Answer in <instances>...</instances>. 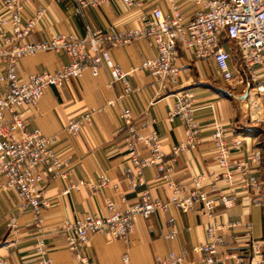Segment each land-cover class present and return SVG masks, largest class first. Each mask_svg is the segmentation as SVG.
Wrapping results in <instances>:
<instances>
[{
	"label": "crops",
	"instance_id": "crops-1",
	"mask_svg": "<svg viewBox=\"0 0 264 264\" xmlns=\"http://www.w3.org/2000/svg\"><path fill=\"white\" fill-rule=\"evenodd\" d=\"M144 1L147 7L156 2L169 11L164 0ZM3 3L0 0V23L5 16ZM76 6L77 0H24L23 24L42 8L45 14L20 43L40 42L61 35L79 38L87 35V27L104 34L124 32L140 24L143 11V7L127 5L123 0H107L99 6L86 7L84 15L76 13ZM190 7L185 6L188 13L192 11ZM5 28L7 36L11 33L10 26ZM107 44L111 46L109 41ZM225 46L232 53L231 66L238 76L241 64L238 49L234 42H227ZM110 51L113 66L131 70L128 92L120 82L108 83L107 69L102 68L98 75L87 70L79 78L70 76L49 87L38 108L27 104L19 109L27 129L52 137L54 153L64 161L69 174L66 178L44 175L43 198L48 203L38 211L17 189L4 188L0 181V259L5 264H34L41 259L48 260L49 264H79L75 256L79 252L88 255L91 264H123L122 255L128 252L133 264H161L160 260L173 251L183 257L182 264H236V257L241 259L240 264H252L255 241L264 264V184L257 190L245 191L238 186V181L227 182L219 168L212 138L216 123L230 130L229 139L237 135L245 137L243 149L232 156V165L247 157V149L263 148L262 125L254 121L253 126L244 115L245 86L217 78L212 59H194L182 51L176 59L177 83L164 86L149 70L140 67L145 59L157 55L148 41L141 39ZM71 62L70 56L61 49L40 52L19 61L18 75L28 78ZM6 90L7 86L0 82V94ZM186 90L196 96L192 118L199 127L198 141L174 153V146L187 143L188 125L180 117L170 120L169 116L176 107L177 95ZM89 112L92 114L89 125L78 132L65 128ZM123 113L129 114V123L123 119ZM11 119L12 114L6 112L3 123L9 127L10 139L19 140L22 132L12 126ZM135 133L158 135L163 152L159 162L164 165L163 169L157 164L140 172L134 169L127 143ZM137 151L142 159L154 153L152 146L145 142L138 143ZM260 170L264 181V162ZM168 171L170 175L166 178ZM199 176L209 195L217 198L224 194L234 198V203L228 207L217 203L213 218L201 212L200 204L184 210L180 204L171 203L166 209L138 217L135 231L125 240H113L94 232L88 243L76 251L66 248L65 233L61 231L66 223L94 215L106 216L114 211L126 213L147 195L167 201L176 190L185 196ZM101 178L108 184L95 188ZM80 180L87 184L63 192L68 184ZM12 217L16 223L13 228L8 225ZM210 223L219 227L222 237L216 252L208 255L193 251L195 245L206 240ZM43 243L47 245L44 251L39 248Z\"/></svg>",
	"mask_w": 264,
	"mask_h": 264
},
{
	"label": "built area",
	"instance_id": "built-area-1",
	"mask_svg": "<svg viewBox=\"0 0 264 264\" xmlns=\"http://www.w3.org/2000/svg\"><path fill=\"white\" fill-rule=\"evenodd\" d=\"M107 0H77L76 13L84 15L86 7L101 5ZM169 6V11L156 2L147 7L144 0H123L127 5L143 7L139 16L140 24L126 29L124 32L104 34L100 30H91L87 27V35L79 38L56 36L51 39L33 42L26 39L34 26L45 14L42 8L29 18L26 23L21 22V13L24 0H4L5 16L0 23V82L7 86V90L0 94V181L4 188H15L35 211L47 205L43 198L42 182L44 175H58L66 178L68 168L62 159L54 153L50 136L40 131L27 129L20 116L19 109L24 105L36 108L46 90L62 83L70 76L79 78L89 70L98 75L102 68L110 73L109 84L120 82L124 91L130 90L128 76L131 70L113 66L111 62V48L130 45L134 41L146 40L155 47L157 55L145 59L140 67L149 70L162 85L177 83L179 69L176 59L180 51L194 59H212L215 64V75L222 81L245 86L249 89L251 113L254 120L262 121L264 118L254 113V102L259 100L263 107L264 115V0H164ZM191 6V13L185 6ZM6 25L10 26V34L5 35ZM111 43V46L107 42ZM227 42H234L241 58L238 76L231 66L232 53L226 48ZM64 50L71 58L69 65L59 69L42 70L31 74L28 78L18 75V63L27 56L40 52H56ZM245 73V76L242 74ZM247 78V79H246ZM196 107V96L191 90L180 92L177 95L176 107L171 112L169 119L180 117L187 125L188 141L173 147V152L178 153L187 146H194L198 141L199 127L192 115ZM12 114L11 123L14 128L22 132L19 140L10 139L9 127L3 123L4 114ZM92 114H83L80 118L68 123L65 128L78 132L85 125L91 123ZM125 122H130L128 113L122 114ZM253 118V117H252ZM230 130L221 123L213 127L212 138L217 152V161L222 175L227 182L238 181V186L245 191L257 190L264 181L260 169L264 162V152L261 147L247 149V157L232 165V156L243 149L245 137L237 135L231 139ZM140 142L152 146V156L142 159L139 157L137 145ZM129 155L134 169L137 172L145 167L160 164L163 152L160 149V139L156 133L143 136L138 133L132 135L127 143ZM170 169V168H168ZM165 174L167 178L170 174ZM219 177L217 176L216 179ZM87 184L85 180L68 184L63 190L68 193ZM108 184L101 178L95 188ZM235 199L221 194L219 197L211 196L203 189L202 178L194 179V187L185 196L174 191L167 201L152 199L148 195L143 202L136 205L126 213L114 211L106 216L94 215L79 218L68 222L61 231L65 233L66 248L74 252L78 247L84 246L89 241L91 233L98 232L110 239H127L136 228V219L147 217L150 214L166 209L171 203H178L184 210L194 204H200L203 214L213 218L217 203L228 207ZM15 218L12 217L8 225L13 228ZM219 227L210 223L206 230V240L194 246L193 251L214 254L222 237L218 233ZM250 236V233L247 232ZM46 244L39 248L44 251ZM79 264H91V258L83 253H75ZM261 250L257 242L252 245V264H262ZM161 264H182L183 257L170 251L161 260ZM211 261V259H208ZM241 259L235 258V263L240 264ZM123 264H133L128 252L122 255ZM0 264L5 261L0 259ZM34 264H49L46 259H41Z\"/></svg>",
	"mask_w": 264,
	"mask_h": 264
},
{
	"label": "rangeland",
	"instance_id": "rangeland-1",
	"mask_svg": "<svg viewBox=\"0 0 264 264\" xmlns=\"http://www.w3.org/2000/svg\"><path fill=\"white\" fill-rule=\"evenodd\" d=\"M255 104H259V105H262L261 102L259 100H257L256 102H254ZM244 106H243V109H244V115H245V118L247 119H250L249 120V123L252 124L254 126V121L259 123L260 125H262V130L264 131V120L262 121H257V120H254V116L252 115L251 113V104L250 103V97H249V89H246V102L243 103ZM253 117V118H252ZM262 118H264V115L261 116ZM254 129V128H253ZM252 129V130H253ZM246 132H249L247 130H245ZM254 131V130H253ZM262 138L261 139H264V132L262 134ZM261 145H262V149L264 150V142H261ZM264 152V151H263Z\"/></svg>",
	"mask_w": 264,
	"mask_h": 264
},
{
	"label": "bare ground",
	"instance_id": "bare-ground-1",
	"mask_svg": "<svg viewBox=\"0 0 264 264\" xmlns=\"http://www.w3.org/2000/svg\"><path fill=\"white\" fill-rule=\"evenodd\" d=\"M253 109H254V113H256L259 116H262V112H263L262 105H259V104H255L254 103Z\"/></svg>",
	"mask_w": 264,
	"mask_h": 264
}]
</instances>
